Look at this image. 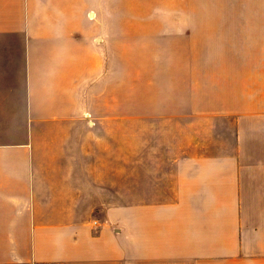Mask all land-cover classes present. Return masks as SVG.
<instances>
[{
	"label": "crops",
	"instance_id": "obj_1",
	"mask_svg": "<svg viewBox=\"0 0 264 264\" xmlns=\"http://www.w3.org/2000/svg\"><path fill=\"white\" fill-rule=\"evenodd\" d=\"M109 5L0 0V264H264V1L130 86Z\"/></svg>",
	"mask_w": 264,
	"mask_h": 264
},
{
	"label": "rangeland",
	"instance_id": "obj_2",
	"mask_svg": "<svg viewBox=\"0 0 264 264\" xmlns=\"http://www.w3.org/2000/svg\"><path fill=\"white\" fill-rule=\"evenodd\" d=\"M264 0H110V7L104 16L111 19V49L124 51L126 58L121 59L124 69L121 82L130 86L135 81V52L163 51L181 49L183 42L169 37L170 33H179L188 28L186 23L193 21H245L251 5V13H256V3ZM197 26L192 25L191 28ZM214 28L206 25L203 29ZM208 30V31H209ZM168 33L167 35H165ZM201 37L202 41L192 42L191 49H217L222 42ZM172 39V40H171ZM241 39V38H240ZM231 40V39H230ZM242 42H236L234 48L245 50ZM139 59V57H138ZM137 59V60H138ZM159 59L158 61H160ZM118 66L112 52V68Z\"/></svg>",
	"mask_w": 264,
	"mask_h": 264
}]
</instances>
